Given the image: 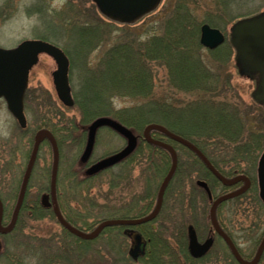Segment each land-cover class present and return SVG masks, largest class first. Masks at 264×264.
Segmentation results:
<instances>
[{
  "label": "rangeland",
  "instance_id": "1",
  "mask_svg": "<svg viewBox=\"0 0 264 264\" xmlns=\"http://www.w3.org/2000/svg\"><path fill=\"white\" fill-rule=\"evenodd\" d=\"M263 10L264 0H161L156 11L151 15L135 24L121 25L104 20L97 13L91 0H0V48H14L22 41L31 39H41L59 45L65 53H68L67 57L70 60L68 82L73 99L94 92L97 93L96 96L100 97L101 95V98L103 96L104 99H107V103L113 110L128 109L141 104L150 108L154 104L162 107L169 105V107L178 108V112L174 109L171 110L172 114L168 120L170 122H173L175 116L187 118L188 114L185 110L187 106L193 105L195 102L200 101L206 107L215 110L219 107L220 100L228 99L240 105L241 113L239 115L243 117V121L246 118L251 119L252 123L248 122L246 128L250 126L258 131L256 122H260L261 117L264 118V113L259 111L255 113V116L252 114L254 109L251 93L254 90V82L238 74L234 61L235 52L227 42L230 27L234 22ZM203 25H209V27L221 31L227 42L213 50L203 47L199 42ZM153 39L162 44L161 50L168 49L164 56H172L171 60L162 57L164 52H161L157 57L149 55L148 52L151 51L149 47L153 46ZM121 46L124 51L118 49ZM145 52L147 53L145 54ZM165 62L170 66L173 74L167 73ZM99 69H107L111 74L117 76L116 79L108 80V76H106L108 81L100 84L98 80H95L96 73L100 72ZM55 70L54 61L44 54L39 56L37 64L30 70L28 87L33 89L35 99L33 103L29 99L27 100L31 107L30 111L26 113L28 130L33 128V133H35L43 129L40 128L42 127L40 125H43L44 122L50 124L59 123L63 119H72L80 124L84 119L89 122L83 126L88 131L92 121L85 119L84 112H79L75 106L70 109L65 108L58 101L52 83V72ZM135 72H138L141 77L140 79L133 77L132 83L136 85L133 86L125 78ZM171 77L174 78V81L170 79L168 82V78ZM143 83H148L152 90V97L143 99V93L148 89ZM175 87L196 93L200 92V94L201 92H212L213 98L189 99L180 96ZM170 88H174L173 91ZM42 93L45 94L42 99L38 98L37 95ZM227 93L228 98L224 95ZM205 106L203 112L207 114ZM56 110H59L61 114H57ZM231 113L234 115H232L235 126L233 129L239 132V137L237 142L222 141V143L228 144V147L236 145L241 149H246L247 146L252 147V139H259V143L256 144L261 147V151H258L261 156L264 151V132L256 133V136L259 135L256 138L252 137L240 126L241 122H239L240 119L236 112ZM246 115L250 116L246 117ZM159 116L161 115L154 114L150 119L157 121L153 122L156 124L164 123L162 122L163 118H159ZM10 121L4 110H0V140L8 135L7 131L11 132L14 129V124L11 126L12 122ZM183 123L188 124L190 121H183ZM252 124L255 125L252 126ZM227 134L226 131L221 135L224 140L227 139ZM31 136L32 134L29 133V138ZM68 145L71 144L67 143L66 148L63 149L65 164L60 166L59 178L64 200L69 197L73 199V202L66 203L64 211L72 212L74 215H86L88 218L76 219L75 226L85 232H90L97 224L93 229H87L88 224L108 218L107 214L100 215L98 213L101 206L123 208L124 203L131 205L132 200L126 191V195L121 196L117 190H111V171L101 174L99 179L93 181V187H88L86 191L83 187L82 189L77 188L76 193L72 191L71 196H68L66 192L68 188H74L75 180L74 178L67 180L64 177V171L69 158L74 156V160H76L77 153L79 156L82 153V150L77 152L71 150V147H67ZM126 145L127 141L122 136L107 128H101L97 131V137L92 147L91 161L98 162L108 158L121 151ZM182 151L180 149V154L183 157ZM217 153L222 154L221 152ZM51 163V149L49 144L44 142L40 146L35 164L33 185H30L36 199L49 189ZM240 169L249 173L252 170V168H248L245 160H241L239 167L235 170L239 171ZM116 170L117 168L114 169V171ZM252 173L254 174V169ZM188 175L191 177V181L188 182V177L182 173L179 176L182 181H178L181 186H190V189L193 182L202 179L199 177L203 176L201 172L198 175L193 172ZM131 177L137 181L141 180V183H136L137 186L134 187L136 191L140 190L141 192L142 181L143 185L145 182L142 163H137L131 171ZM206 179L210 182L209 177ZM160 181L161 178L155 180V184L151 187L152 192L156 191ZM211 183L214 182L211 180ZM12 188L15 191L18 190V187L14 185L2 189L0 187V194L5 193L8 189L12 190ZM116 194L120 196V199L115 198ZM90 198L95 204L89 203ZM246 203L240 206L236 202L237 208L235 209V202H227L221 206L220 211L224 220L234 221L233 228L230 227L233 231L241 227L242 237L251 239L253 233L251 230H253L258 209L256 206ZM128 211L129 209H119V216ZM260 213L261 221H263L264 210H261ZM40 214L44 218L32 224L33 229L30 232L25 235L8 236L4 240L2 238L6 248L4 254L0 256V264H110L109 259L112 255H117L124 247L127 250L129 246V240L125 239L122 234L120 237H114L117 232L107 231L98 241L87 243V246L84 247L85 254L78 252L82 255H79L77 262L71 261L76 257V248L79 245L75 246L73 237L65 236L63 229L56 223L52 215L46 216L48 212L45 209H41ZM142 214V212L134 210L130 211L127 216L140 217ZM72 219L74 220V218ZM133 230L143 231V226L133 227ZM53 236L59 237L61 242L57 244L56 241H52ZM106 250L109 252L107 253ZM245 253L248 254L251 251H245ZM136 264H140V262Z\"/></svg>",
  "mask_w": 264,
  "mask_h": 264
},
{
  "label": "flooded vegetation",
  "instance_id": "2",
  "mask_svg": "<svg viewBox=\"0 0 264 264\" xmlns=\"http://www.w3.org/2000/svg\"><path fill=\"white\" fill-rule=\"evenodd\" d=\"M29 74L27 79V88L23 97V113L25 118L26 113H28L31 109L27 100L29 99V101L33 103L35 99L33 89L28 87ZM220 101L225 109L220 111L219 114H217L216 110L208 109V111L212 114V118L218 115L223 117L220 121L211 120L214 124H218L221 128L223 126L224 128L228 129L229 131L225 130L228 133L231 132V128L235 127L233 117L234 115L231 112H236L238 118L240 119L239 122H241V124L239 123L240 126L249 134H251L252 137L256 138L259 136L258 134V136H256V133H260L261 131L262 133L264 132L263 117H261L262 120L260 122H256V130L258 131H255L253 129L254 127L252 128L249 126L246 128V124L250 122L251 119L246 118L243 121V117L239 115V113H241V110H239L240 105L233 103L228 99ZM252 107L254 109V111H252L254 116L255 113L259 111L264 113V107L256 104L253 101ZM0 110H4V112L8 115L9 119L11 120L10 122H12L11 126L14 124V129L11 132L7 131L8 135L0 140V187L1 189L11 185L18 187V190L16 191L12 188V190L8 189L5 193L0 194V256H2L4 254V249L6 248V245L3 241L4 238H7L8 236H16L18 234L25 235V233L30 232L33 229L32 224L38 222L37 215L40 214V210L45 209V211L48 212L46 216H48L52 212V208L45 207L42 204V198L44 195H47V190L44 191L40 198L36 199L35 195H33L30 189V185H33L32 181H34L33 174L35 173V162L28 178L26 190L24 196L22 197L14 227L9 232L2 233L1 230L7 229L13 219L14 211L19 200L20 187L22 185L29 158L33 149L36 132L33 133V128L29 131L27 128L28 125L22 129L18 122L8 112L6 103L2 98H0ZM249 116L250 115H246V117ZM222 121L225 123V125L222 124ZM253 125L255 124H252V126ZM29 133L32 134L31 138H29ZM237 134H239V132ZM207 136L212 138L213 133L210 132ZM158 139L170 146L175 152L177 158L175 172L173 173V176L164 192L161 208L155 218L150 222L143 223V233L135 230L141 235L143 240V255L133 262L129 253V250L132 246L131 241H129L127 250H125L124 247L122 250L120 249L117 255L110 254L112 255V257L109 259L110 264H136L138 262H140V264H239L223 235H225L230 240L235 251L241 259L245 261H252L264 238V220L261 221L262 218L260 213L261 210H264V205L259 197L258 185V165L261 157L258 151H261V147L256 143H259V139H252L251 148L247 146L246 149H241L240 147L236 148L235 145H233L235 147H227L228 144H226L227 146L222 147L220 150L213 148L211 144L208 146V148L201 149L189 141L207 159V161L219 175L226 179L245 177L249 181V187L243 194L222 202L216 208L215 219L219 230L223 233V235L216 231L211 223L210 212L212 204L218 198L240 190L244 185L243 180H240L236 184L229 187L224 186L195 153L189 149H186L185 147H181L177 142L169 139L166 136H158ZM44 142H46V140ZM209 142H211V140H209ZM158 149L161 152L167 154L169 158V165L165 172H163V164L158 163L161 167V173H158L153 169L149 171L147 166L143 163V179H145L143 185V218L150 215L154 211L159 188L172 163L170 153L166 149ZM180 149L183 150V157L180 154ZM217 152H221L222 154L220 155ZM161 156L162 154L158 153V161ZM250 158L251 160H249ZM241 160H245L248 168H252V170L254 169V174L252 173V170L250 173L246 170L243 171L242 169L239 171L235 170L237 167H239ZM59 164L61 166L60 158ZM13 168L15 170L14 173ZM192 172L196 173L197 175L201 172V175L204 177L199 175V178L202 179H199L196 182L194 181L195 183L193 182L191 189L190 186H181L179 182L182 181L179 179L180 174L182 173L187 176V180L189 182L191 181V177L188 174ZM49 173L51 174V166ZM207 177L210 178V182L206 179ZM158 178H161V181L158 183L155 189L156 191L152 192L151 187L153 184H155V180ZM50 180L51 179L49 175L48 187L50 186ZM211 180L214 183H211ZM202 183L205 184V186H202ZM48 202H50V198ZM227 202H235V209L237 208L236 202L239 203L240 206L247 204L246 202H248V204H252V206H256L258 209V212H256L255 223L253 224V230H251L253 231L251 239H245L242 237L241 227L239 229L236 228V231H233L231 228H233L234 221L230 220V222H227L226 219L224 220L222 217L220 208ZM41 218L44 217H40L39 219L41 220ZM260 224H262L261 227H259ZM127 229L133 231V228ZM191 229L198 244V249H201L200 247L205 246L207 242L209 244V248L201 256H195L191 252ZM125 230L126 228H123L122 234L125 233ZM115 236L117 235L115 234L114 237ZM153 239L158 241L157 243L154 242L155 244H158L154 254L155 259L154 257H146L150 242ZM151 243L153 244V242ZM77 248H79V253L84 250L82 249L81 245H79ZM245 251H251V253L247 254ZM79 253L77 252L74 260L71 261L77 262L79 255H82ZM257 264H264V249Z\"/></svg>",
  "mask_w": 264,
  "mask_h": 264
},
{
  "label": "water",
  "instance_id": "3",
  "mask_svg": "<svg viewBox=\"0 0 264 264\" xmlns=\"http://www.w3.org/2000/svg\"><path fill=\"white\" fill-rule=\"evenodd\" d=\"M91 2L94 4L100 16L104 19L121 25H132L155 11L161 0H91ZM229 32L228 41L235 52L234 61L238 74L254 82L255 86L253 92L251 93V98L256 104L264 107V10L253 16L237 20L232 24ZM224 40L225 37L219 30L210 28L208 25H203L201 27L200 44L202 46L209 49H214L221 45ZM42 54L50 57L55 63L56 70L52 72V83L57 99L63 106L67 108H71L74 105L68 82L69 61L60 48L46 41L35 39L22 41L14 48H0V98L5 101L8 112L18 122L21 128L26 127V120L23 114V97L27 88L28 74L31 68L37 64L38 58ZM102 127H107L124 136L127 139V145L120 152L95 164L91 168L93 173L104 170L118 163L135 147V138L127 129L108 118H100L94 121L89 129L85 156H88L91 152L95 133L99 128ZM152 131H158L162 133L171 140L179 143L180 145L195 153L224 186L229 187L236 184L238 181L243 180L244 185L240 190L224 195L218 198L212 204L210 212L211 223L215 230L223 235V233L219 230L215 219L216 208L222 202L243 194L249 187L248 179L245 177L234 179H226L222 177L214 170L207 159L191 142L170 132L158 124H149L145 127L143 131L144 140L153 146L166 149L171 155L172 163L170 170L164 177L159 188L156 207L150 215L144 218L106 220L101 222L89 234H86L67 223L63 219L56 204V175L59 159L57 144L53 135L48 130H39L36 132L34 137L33 149L29 158L22 185L20 187L19 200L14 211L13 219L7 229L1 230L2 233L9 232L14 227L22 197L24 196L26 190L29 175L35 163L39 147L45 140L49 142L52 148L53 164L50 181L51 200L48 202V195H45L42 198V204L45 207L52 208L55 218L57 219L60 226H62L65 230L83 240H94L105 228L108 227L137 226L152 221L161 208L164 192L177 166V158L173 149L167 144L153 139L150 136V132ZM258 174L259 197L264 204V152L261 154L259 160ZM201 185L205 186L203 183ZM190 231V243L192 247L191 252L195 256H201L207 251L209 244L207 242L205 246L200 247L201 249H198V244L192 229ZM223 236L239 264L258 263L264 249V238L257 250L254 259L252 261H245L238 256L230 240L225 235ZM131 238L132 248L130 249L129 253L132 259L136 261L138 257L143 255L144 244L138 235H133Z\"/></svg>",
  "mask_w": 264,
  "mask_h": 264
},
{
  "label": "trees",
  "instance_id": "4",
  "mask_svg": "<svg viewBox=\"0 0 264 264\" xmlns=\"http://www.w3.org/2000/svg\"><path fill=\"white\" fill-rule=\"evenodd\" d=\"M152 44H153V46L149 47V48H151V51L148 52L151 57L153 55H154L153 57L160 56L161 52H164L162 57L169 58V60L172 59V56H170V55L164 56L168 49H166V51L161 50L162 44H160V42H158V41L156 42V40L153 39ZM118 49H120V51H122V50L124 51V48L122 46L118 47ZM146 53L147 52H145V54ZM137 60L139 61V59H137ZM165 64L167 65V69H166L167 73L173 74V72L170 70V66L166 62H165ZM168 67H169V69H168ZM99 71L100 72L96 73L95 80H98V82L100 84H101V82H107L109 79L114 81L117 77V76H115V74H111L107 69L106 70L99 69ZM106 76H108V80L106 79ZM133 77L134 78L137 77L140 79L141 76L138 74V72H135V73H132L131 75L126 76L125 79L127 81H129L133 86H136L132 83ZM170 79H171V81H174V78L172 79V77H171V78H168V82ZM143 82H145V81H143ZM143 85L146 86V88H148L147 91L145 93H143V99H147V98L152 97V94H151L152 90L149 87L148 83H143ZM137 87H138V85H137ZM170 89H172V91H173L174 88H170ZM176 89H178L177 93L180 94V96L188 97L189 99H191V98L197 99L198 98L199 100H201L202 97H204V98H206V97L211 98L212 97L213 98L212 92H201V94H205V95H201L200 92L196 93V92H193L191 90H183L181 88H176ZM96 94L97 93L93 92L89 95L85 94V95L81 96L80 98L75 97L74 106L77 107L79 112H82V113L84 112L86 120L93 122L96 118L107 117V118L112 119V120L116 121L117 123L123 125L136 138V145H135L134 149L132 150V152L128 156H126L121 162H119L118 164L113 166L112 168H109L105 171L97 172V173H91L90 172V167L95 161H91V157L88 159L83 157L85 145L87 142V129H86V127H83V126L86 125L87 123H89V122H86L84 119L82 120V122H80V124L77 123L76 121L72 120V119H69V120L63 119V120H60L59 123H50V124H46L44 122L43 125H40V126H42L40 128L47 129L54 135V137L57 141L58 149H59V158H60L61 165L64 166V164H65V159H64L65 154L63 152V149L66 148L67 143L71 144L70 146L68 145L67 147H71V150H73V151L77 152L78 150L79 151L82 150V153L80 156H79V153H77L76 160H74V156L72 158L71 157L69 158V161H68L66 168H65V171H64V177L67 180L73 179V178L75 180L74 188L73 187L68 188V191L66 192L68 196H71L70 193L72 191H74L76 193L77 188L82 189V187H83V189L86 191V189H88V187L89 188L93 187L92 182L95 181L96 179H99L101 174L106 173L108 171H111V182H110L111 190H117V192L120 193L121 196H123V194L126 195L125 191L127 192V195L132 200L131 205L129 203H124L123 208H117V207L109 208V207L101 206L98 210V213L100 215L107 214V217H108V218H103V220L111 219V218H114V219L129 218L127 215L130 214V211H134V210L137 212L143 213V181H142V186H141V192H140V190L136 191L134 187L137 186L136 183L140 184L141 180L137 181L136 179H133L131 177V171L134 169V167H136L138 162H140L142 164L144 163L147 166V169L149 171L151 169H153L155 172H158V173H161V170H160L161 167L158 163L163 164V170H162L163 172H165V170L167 169V167L169 165V158H168L167 154L164 152H161L157 147L146 143L145 140L143 139L142 134H141L142 129L144 128L145 125H148V124L153 123V122H157V121H153L150 119L152 117V115H154V114L161 115V116H159V118H163L162 122H164V123H160V124H162V125L165 124L166 127L168 129H170L172 132H174V133L182 136L183 138L191 141L192 143H194L195 145H197L201 149L208 148V146L210 144L212 145L213 148L221 149L222 147L227 146V145H224V143H222V141L237 142V139L239 137V135L237 134L238 131L231 128L232 131L227 134V139L224 140V137L221 135L226 132L225 130H228V129L224 128L223 126L221 128L218 124L212 123V121H220L223 117L221 115H218V116L212 118L211 112L208 111V109H210V108L206 107L204 104H202V105L201 104H199V105L193 104V105L187 106V108L185 110L186 113L188 114L187 118H184L183 116H175L173 119V122H170L168 120L171 117L170 114H172L171 110L174 109L175 111L178 112V108L175 109V108L169 107V105L162 107L161 105H158V104H154L150 108V107H146L145 105L141 104V105H136L135 107L128 108V109L113 110L111 108V106H109V104L107 103L108 102L107 99H104L103 96L101 98V95H100V97H99V95L96 96ZM44 95L45 94L42 93V94L37 95V96H38V98L42 99V96H44ZM224 95L228 98L227 94H224ZM217 96L218 95H216V97ZM170 106H172V105H170ZM204 106H205V108H207L206 109L207 114L209 112L208 116L205 112H203ZM201 108H203V109H201ZM166 109H167V111H166ZM181 109H184V108H181ZM215 110H216L217 114H219L220 110L218 108H216ZM56 113L59 115L61 114V112L59 110H56ZM183 121H190V123L186 124V123H183ZM222 124L225 125V123L223 121H222ZM233 130H235V131H233ZM210 132L213 133L212 138H209L207 136L208 133H210ZM152 135L154 138H157V136L160 134L158 132H153ZM209 140H211V142H209ZM217 145H218V147H217ZM235 146H233V147H235ZM236 148H238V146H236ZM158 153L162 154V156L159 158V161L157 159ZM116 168H117V170L114 171V169H116ZM60 169H61V167L59 164V169H58V174H57V201L59 204V210H60L61 214L63 215V217L65 218V220H67V222H69L70 224L75 226L76 225L75 224L76 219L79 220V218L85 219L88 217L86 215H84V216H80L77 214L74 215V214H72V212L67 213L64 211V209L66 207V203L69 204V203L73 202V199L68 197V198H65L66 201L64 200V195H63L62 188H61V179L59 178ZM69 186H72V185H69ZM138 186L140 187V185H138ZM75 195H77V194H75ZM115 198L120 199V196L118 194H116ZM89 203L91 205L95 204V202H93L92 198L89 199ZM119 209H129V211L127 213H125L124 215L119 216V213H118ZM109 210H111V211H109ZM41 216H42L41 214L37 215L38 221L40 220L39 218ZM116 216H119V217L116 218ZM141 216H143V214ZM47 217H49V216H47ZM72 218H74V220ZM99 222H100L99 220H96V221L88 224L87 229H93V227L96 224H98ZM122 230H123V228H120V227L109 228V229H106L102 234H104L107 231H110V232L115 231V233L117 232L116 233L117 237H120V234H122ZM140 232L143 233V231H140ZM63 233L67 237L71 236L70 234H68L64 230H63ZM72 237L73 236H71V238ZM55 238H57V239H55ZM100 238H102V236H100L99 238H97L96 240L91 241V242L90 241H82V240H79L77 238H74V242H75V246H77V245L82 246V249H84V250H82L81 253L85 254L86 250L84 247L87 246V243H92V242L98 241ZM52 239H53L52 241H56L57 244H59L61 242V239L59 237L53 236ZM63 239H66V237H63ZM151 242H153V244ZM151 242H150V246L148 248V253H147L148 255L146 254L147 258L154 257V254L156 252V246L158 247V244L154 243V242L157 243L158 242L157 240L153 239V240H151ZM78 249L79 248H76L77 252H79ZM106 251H107V253L109 252V250H106ZM154 259H155V257H154Z\"/></svg>",
  "mask_w": 264,
  "mask_h": 264
},
{
  "label": "bare ground",
  "instance_id": "5",
  "mask_svg": "<svg viewBox=\"0 0 264 264\" xmlns=\"http://www.w3.org/2000/svg\"><path fill=\"white\" fill-rule=\"evenodd\" d=\"M199 104H203L202 102H197L196 103V105H199ZM219 107H218V109L220 110V111H222V110H224L225 108H224V106H222V104L220 103L219 105H218Z\"/></svg>",
  "mask_w": 264,
  "mask_h": 264
}]
</instances>
